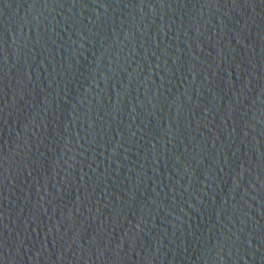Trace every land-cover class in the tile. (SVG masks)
Masks as SVG:
<instances>
[{
  "label": "water",
  "instance_id": "obj_1",
  "mask_svg": "<svg viewBox=\"0 0 264 264\" xmlns=\"http://www.w3.org/2000/svg\"><path fill=\"white\" fill-rule=\"evenodd\" d=\"M0 264H264V0H0Z\"/></svg>",
  "mask_w": 264,
  "mask_h": 264
}]
</instances>
